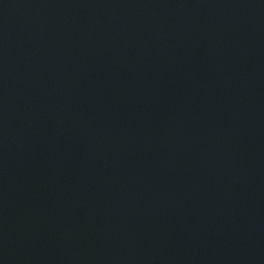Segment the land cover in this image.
I'll list each match as a JSON object with an SVG mask.
<instances>
[{
	"label": "water",
	"instance_id": "obj_1",
	"mask_svg": "<svg viewBox=\"0 0 264 264\" xmlns=\"http://www.w3.org/2000/svg\"><path fill=\"white\" fill-rule=\"evenodd\" d=\"M0 264H264V0H0Z\"/></svg>",
	"mask_w": 264,
	"mask_h": 264
}]
</instances>
